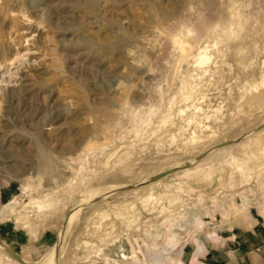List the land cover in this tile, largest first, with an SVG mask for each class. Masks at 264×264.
Wrapping results in <instances>:
<instances>
[{
    "label": "rangeland",
    "instance_id": "obj_1",
    "mask_svg": "<svg viewBox=\"0 0 264 264\" xmlns=\"http://www.w3.org/2000/svg\"><path fill=\"white\" fill-rule=\"evenodd\" d=\"M204 47L218 70L203 102L208 128L193 144L186 116L166 114ZM263 50L264 0H0V242L26 263L171 264L168 245L184 243L173 255L189 257L210 240L216 264H264V152L224 161L264 128ZM37 132L55 151L45 174ZM68 139L78 147L67 151ZM173 166L200 174L179 169L145 186ZM49 193L54 212L20 216ZM246 210L257 226L240 240L229 215Z\"/></svg>",
    "mask_w": 264,
    "mask_h": 264
},
{
    "label": "bare ground",
    "instance_id": "obj_2",
    "mask_svg": "<svg viewBox=\"0 0 264 264\" xmlns=\"http://www.w3.org/2000/svg\"><path fill=\"white\" fill-rule=\"evenodd\" d=\"M263 49V48H262ZM262 51V50H261ZM264 52V50H263ZM261 53V52H260ZM196 54V53H195ZM211 60V57L209 56V53H208V48L207 47H204V48H201L199 49V52L197 55H195L193 57V62L192 63V67H193V72L185 78V81L188 80V78L193 81H191L189 84V86L186 88V85L183 84L182 88H181V99H177V98H173V100L171 101L170 103V106L169 108L167 109V114L166 116H168V118L171 116H177L176 119H178L179 116H186V124L187 126H193L192 130L190 131V134H189V139L188 141H190L191 143H195V142H202V139L204 137L201 136V132L204 131V129L207 130L208 126L205 125V121L209 119L210 117V112H212V108L211 106L208 104V106L206 105V107L203 106V102L205 101V97L207 96L206 95V87H208L210 85V80L211 79H208L209 77L211 78L212 75H214L213 71L218 70L217 68H213V70L209 67V62ZM222 62V61H221ZM218 65V64H216ZM219 65H222L219 63ZM263 66L261 67V72H260V76H261V82L259 83V85L261 86H264V64H262ZM215 66V65H214ZM220 66H218L219 68ZM220 70V68H219ZM221 71V70H220ZM220 71H217V72H220ZM222 73V72H221ZM220 74V73H219ZM217 75V74H216ZM213 77V76H212ZM222 77V76H221ZM213 79V78H212ZM259 79V80H260ZM216 80V79H215ZM184 81V80H183ZM218 83V82H217ZM213 86V85H212ZM257 88V86H256ZM210 89V88H209ZM253 89V88H252ZM20 94V93H19ZM15 95V94H14ZM13 95V96H14ZM209 95V94H208ZM11 96V97H13ZM10 97V98H11ZM211 97V96H210ZM241 100V99H240ZM243 100V98H242ZM208 101V100H207ZM209 102V101H208ZM211 103V102H210ZM206 104V103H205ZM108 106L110 107V109L112 110V112H114V109H115V99L114 98H111L108 100ZM82 109H87L88 111H90L92 114L93 112H99L100 111V108H96V107H93V106H89L88 104H84L82 105L81 107ZM90 108V109H89ZM219 111V110H218ZM174 112V113H173ZM215 112V111H214ZM90 113V114H91ZM114 115V113H112ZM165 117V116H164ZM180 117V118H181ZM150 118L147 117V120L145 122H143V124L145 125L148 121H149ZM172 118H170L171 120ZM163 120V118H162ZM165 120V119H164ZM163 120V121H164ZM168 120V119H167ZM166 120V121H167ZM182 120V118H181ZM99 121V120H98ZM97 120L95 121L94 125H93V128L92 129H89L91 130L88 131L87 128L85 129L84 128V131L82 132V138H85V135L88 131L89 134L92 133V135H99L100 133V128H101V124L98 122ZM169 121V120H168ZM173 121V119H172ZM178 121V120H177ZM162 122V121H160ZM175 122V121H174ZM207 122V121H206ZM150 123V122H149ZM168 123V122H167ZM166 123V125H167ZM172 123V122H170ZM179 123V122H178ZM174 124V123H173ZM180 124V123H179ZM161 125V123H160ZM158 125V126H160ZM171 125V124H170ZM170 125L168 127H170ZM175 125V124H174ZM173 127V126H172ZM175 127V126H174ZM157 128V127H156ZM160 128V127H159ZM164 128V126H163ZM167 128V127H166ZM186 128H189V127H186ZM185 128V130H187ZM87 130V131H86ZM155 130V129H154ZM177 130V129H176ZM175 130V132H176ZM180 130H184V126H179L178 130L177 131H180ZM160 131V130H159ZM181 131V132H182ZM188 131V130H187ZM186 131V132H187ZM154 132V131H152ZM39 133V132H37ZM179 133V132H178ZM154 134V133H153ZM157 134V132H156ZM185 134V133H184ZM247 134V133H246ZM37 137H35L32 141H33V145L34 147H36V150L38 151V169H39V172H41L42 174H45V173H48L50 169H52L54 167V164L56 163V161L53 159L52 157V152H55L53 150H51V148H49V141L47 143V140L46 138L43 137V135L41 133L36 134ZM160 135V134H159ZM177 135V133H176ZM183 135V134H182ZM212 135V134H211ZM158 136V135H156ZM173 136V135H172ZM177 136H180V135H177ZM209 136V134H208ZM207 136V138H208ZM61 137V136H60ZM62 137H65L64 135ZM161 137V136H160ZM174 137V136H173ZM184 137V136H183ZM187 137V138H188ZM33 138V137H32ZM80 138V137H79ZM81 138V139H82ZM186 138V140H187ZM246 140L245 141H242L241 143H239L237 146V149H236V152L237 153H233V154H230L228 157L225 158V162H233V163H238L240 161V158L239 156H244V155H247L248 157L249 156H252V155H255L257 154V152L259 153H263L264 152V143H263V138H264V128L258 130L255 132V133H252V134H248L247 137H245ZM64 140V138L62 139V141ZM184 140V139H182ZM239 140V139H238ZM237 140V141H238ZM84 141V140H83ZM186 141V142H188ZM184 142V141H183ZM82 143V141H80L79 145ZM190 143V144H191ZM204 143V142H203ZM199 144V143H198ZM49 145V146H48ZM202 145V144H200ZM236 144H234L235 146ZM78 147V143L76 141H73V140H67L66 142V145H65V148L67 151H71L72 149H74L75 147ZM216 148L218 147H215L211 150H209L207 152L210 153L212 152L213 150H215ZM76 149V148H75ZM74 152V151H73ZM1 156V154H0ZM205 156V155H203ZM2 158V157H1ZM0 158V164L4 161ZM6 160V159H5ZM200 160V159H199ZM248 160V159H247ZM198 163V162H197ZM183 165V164H182ZM3 166V165H2ZM179 166V165H178ZM186 166V165H185ZM177 167V166H176ZM180 167H183L180 165ZM187 167V166H186ZM55 168V167H54ZM53 168V169H54ZM172 168V167H171ZM174 169H185V168H175L173 166ZM172 170V169H171ZM169 171V170H168ZM183 172V175L184 176H187L189 178H195L196 176H198L200 173L199 171H195L194 169L192 168H188V169H185L182 171ZM161 174V173H160ZM211 174V173H210ZM209 175V174H208ZM210 176V175H209ZM208 176V177H209ZM153 178V177H152ZM201 178H206L205 175H203L202 177H200V180ZM210 178V177H209ZM208 178V179H209ZM151 179V178H150ZM150 179H147L146 181H144L146 185H159L161 183V180L157 179L155 182L154 181H149ZM153 182V183H151ZM148 183V184H147ZM150 183V184H149ZM136 185H132V187H135ZM130 187V186H129ZM127 187V188H129ZM178 193L180 192H183V189H181L180 187H178V190H177ZM91 194V193H90ZM93 194V193H92ZM99 195V194H98ZM90 196V195H89ZM88 196V197H89ZM94 196V195H93ZM104 196V195H103ZM91 197V196H90ZM96 197H97V194H96ZM99 198V197H98ZM92 199V198H91ZM155 199L153 194L152 193H149L147 196H145L144 200L145 201H151ZM93 200V199H92ZM143 200V201H144ZM91 201V200H90ZM98 201V200H97ZM96 201V202H97ZM59 203V200H58V197H56L54 194H46L43 196L42 199H31L28 203L25 204V207L24 209L19 213L20 216H24L26 215L27 213V209H29L30 207L32 208H36L38 211H53ZM85 203V202H84ZM89 203V202H88ZM95 203V202H94ZM92 203V204H94ZM148 203V202H147ZM170 204H172L170 202ZM87 206V205H86ZM84 207V206H83ZM82 207V208H83ZM164 209V207H163ZM56 211V210H55ZM54 212V211H53ZM102 215L101 218H105L106 217V214L103 212V213H99ZM99 217V216H98ZM20 219L17 220V222H19ZM23 222V225H26L27 222H25L24 219H21ZM102 220V219H101ZM94 223V222H93ZM67 219L65 220V223L62 225V236L65 234L66 232V229H67ZM98 224V223H97ZM25 227V226H24ZM86 244V243H85ZM88 244V243H87ZM0 247L4 248V250H6V245L2 242H0ZM7 252V251H6ZM126 255H122V259L123 257L125 258ZM1 260H6V261H11L13 262V264H25L26 262H24L23 260L22 261H13L8 255H6L5 253H2L0 252V264H1ZM17 260V259H16ZM53 260V259H52ZM56 260V259H55ZM124 260H127V259H124ZM26 264H30V263H26ZM31 264H37V263H31Z\"/></svg>",
    "mask_w": 264,
    "mask_h": 264
},
{
    "label": "crops",
    "instance_id": "obj_3",
    "mask_svg": "<svg viewBox=\"0 0 264 264\" xmlns=\"http://www.w3.org/2000/svg\"><path fill=\"white\" fill-rule=\"evenodd\" d=\"M249 214V211H245L243 214H241L239 216V218L236 217V214H231L229 215V217H231L232 219L230 220V222L239 225V227L242 228V231L239 233L241 239L242 240L244 238V236H248L250 235V233H246V231L243 230H248V226H257V222L256 220L253 221L251 224L249 223V220L247 219V216ZM243 217V218H240ZM213 226L212 222H204L203 224V228L205 229H211V227ZM254 235H257L256 232L253 233ZM212 235L211 233H209L208 237L210 238ZM253 236V235H252ZM208 238V239H209ZM173 239V241L175 240V238H171ZM169 243H172L173 241L169 240ZM210 241V240H209ZM208 240L205 241L204 247L199 246L198 247V251L196 253H194L193 255L189 256V257H185V256H179V254L177 256H174L173 253H175L176 251H178L179 248H181L183 246V244H180V246H178L177 249L173 248V245H168L167 247H165L164 249H168L169 252L167 253V257L168 260H170L171 264H216V256H211V248H214V246L211 244V241L209 242ZM168 243V244H169ZM7 247L8 245L6 243H4ZM176 244H174L175 246ZM172 247V248H170ZM170 249L172 251H170ZM20 256V255H19ZM25 261H28L26 259H24ZM57 261H58V257H57ZM30 262V261H29ZM33 263V262H30Z\"/></svg>",
    "mask_w": 264,
    "mask_h": 264
},
{
    "label": "water",
    "instance_id": "obj_4",
    "mask_svg": "<svg viewBox=\"0 0 264 264\" xmlns=\"http://www.w3.org/2000/svg\"><path fill=\"white\" fill-rule=\"evenodd\" d=\"M226 145H228V144H226ZM221 146H222V145H221ZM176 171H178V169H172V170H169V171L163 172V173H161V174H159V175L153 177V178L150 179L149 181H154V180H157V179H162V178H164V177H166V176H168V175H170V174H172V173H174V172H176ZM6 251H7L9 254H11L12 256H14L17 260L22 261V259L20 258V256H19L18 254L14 253L13 251H11L10 249H8L7 247H6ZM57 257H58V256H57Z\"/></svg>",
    "mask_w": 264,
    "mask_h": 264
}]
</instances>
